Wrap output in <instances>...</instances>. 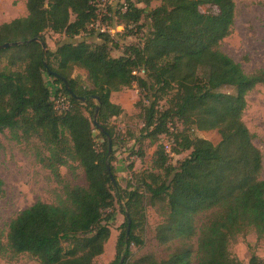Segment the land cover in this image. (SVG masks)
I'll use <instances>...</instances> for the list:
<instances>
[{
	"label": "trees",
	"instance_id": "16d2710c",
	"mask_svg": "<svg viewBox=\"0 0 264 264\" xmlns=\"http://www.w3.org/2000/svg\"><path fill=\"white\" fill-rule=\"evenodd\" d=\"M94 1L26 0L25 16L0 25V44L37 39L0 49V133L40 142L47 153L36 157L63 192L57 203L36 201L11 219L5 235L0 233V257L27 254L41 264H99L95 258L104 251L112 218L104 211L116 200L122 202L124 222L108 264H118L122 256V264H264L254 253L243 263L230 252L231 243L250 230L264 237L262 153L243 120L246 95L264 84V68L247 73L220 50L233 25L234 1L160 0L144 13L136 3L147 7L151 0H123L115 14L124 29H140L144 16L150 25L141 43L127 45L118 56L110 54L107 32L98 31L99 43L75 40L96 21ZM46 31L66 39L54 50L43 49ZM44 62L57 74L51 76L67 109L51 99ZM75 66L86 72L90 86L71 76ZM59 75L84 99L70 95ZM133 83L145 93L139 101L143 126L135 138L137 156H143L144 140L155 144L164 134L174 136L173 153L188 154L173 165L158 143L152 169L132 174L122 188L112 165L114 150L107 154L106 133L113 139L108 121L122 112L110 101L111 93ZM225 87L232 91L220 90ZM96 97V119L105 132L93 123ZM175 122L182 127L170 131ZM195 131L219 138L213 143ZM72 161L82 168L86 185L63 179L59 168ZM3 185L0 179V198ZM147 207L161 218L154 227L157 243L179 246L165 258L145 253L132 259L131 247L144 244L136 231L143 230Z\"/></svg>",
	"mask_w": 264,
	"mask_h": 264
},
{
	"label": "rangeland",
	"instance_id": "374dc122",
	"mask_svg": "<svg viewBox=\"0 0 264 264\" xmlns=\"http://www.w3.org/2000/svg\"><path fill=\"white\" fill-rule=\"evenodd\" d=\"M136 1V0H133ZM234 20L230 34L220 43V50L240 63L243 70L247 73L256 69L264 68V0H233ZM123 3V0H97V9L106 11V18L102 19L101 24L109 28L110 54L112 56L121 55L127 45L141 43L149 30L150 21L148 17H141L137 26H129L124 29L115 11ZM160 4V0H151L146 7L138 2V7L149 9ZM207 6L201 7L205 11ZM26 15V0H0V25L9 22L14 18ZM105 15L101 16L104 17ZM66 37L60 33L52 31L45 32V44L51 50ZM76 41L86 40L88 42L99 43L101 38L98 30L91 25L87 31L75 37ZM142 74L143 72H139ZM71 76L75 77L84 86H90L86 77V72L79 67H73ZM45 84L50 90L51 99L65 100L66 96L60 92V85L54 82V78L47 72H43ZM223 92L232 91L230 88H221ZM144 91L133 83L130 87H124L117 92H112L110 101L120 105L122 112L118 116H113L108 121V126L113 130L114 136L111 139V149L114 150L112 165L118 185L126 187L132 180V174L152 169V160L156 145L168 142L174 145L173 134L160 135L158 142L150 144L144 140L142 144L143 156H137L135 151L138 143L135 138L139 135L143 126L142 108L139 103ZM95 102V101H94ZM146 103V98L143 99ZM163 104V101L161 102ZM85 114L90 118L88 112ZM243 120L248 129L256 134L255 145L262 153V171L264 176V84L257 85L246 95V108L243 112ZM94 126V125H93ZM181 128L180 123L175 122L170 125V131L174 128ZM99 131L94 127L93 134L97 143L102 141L98 135ZM194 135L210 139L216 143L219 136L213 132L195 131ZM45 155L47 152L40 142L36 139L29 141H16L5 131L0 133V179L3 181L4 194L0 198V233L7 231L8 224L18 212L31 206L36 201L57 203L63 196L62 185L57 183L50 171L45 168L36 157V154ZM168 162L177 165L188 151L175 154L172 149L167 152ZM70 166H61L59 171L65 181L73 184L86 185V179L82 168L76 161L69 162ZM124 211L122 202L114 201L113 206L104 211L110 213L112 218L108 222L110 236L104 245V251L95 258L99 264H108L114 258L115 242L118 233L123 229ZM161 220L157 212L152 207L146 208V218L142 226V231H136L142 235L144 244L141 247L132 246V259L138 256L151 253L156 258L161 259L168 256L178 246V242H171L160 245L154 238V227ZM232 256L243 263H246L252 253L264 260V237L258 238L253 230H250L237 242L230 245ZM0 264H41L39 261L27 254H21L12 260L0 257Z\"/></svg>",
	"mask_w": 264,
	"mask_h": 264
},
{
	"label": "water",
	"instance_id": "95a60500",
	"mask_svg": "<svg viewBox=\"0 0 264 264\" xmlns=\"http://www.w3.org/2000/svg\"><path fill=\"white\" fill-rule=\"evenodd\" d=\"M37 39L36 38H32L30 40H25V41H12V42H4L2 44H0V49H4V48H7V47H10V46H16V45H19V44H22V43H27V42H30V41H36ZM41 46L43 49L46 48V44L44 41L41 42ZM44 66L46 67V71L47 73H49L50 75H54V76H57V74L53 71H51L47 66H46V63L44 62ZM59 77L63 80L64 82V85H65V88L67 89V91L69 92L70 95H74V97L76 99H79V100H83L84 98L83 97H80V96H76L73 91L69 88L68 86V83L66 81V79L62 76L59 75ZM96 101H97V105H96V108H95V112L93 114V123L94 125L100 129V131L102 132H105L103 127L101 125H99V123L97 122V113H98V109H99V103H100V98L99 97H96ZM106 136H107V154L109 155L110 152H111V137L108 133H106ZM106 168L107 170L109 171V165L108 163H106ZM129 226H130V221L128 220V223H127V229H126V234L129 233ZM122 260H123V256L121 257L120 261L118 264H122Z\"/></svg>",
	"mask_w": 264,
	"mask_h": 264
},
{
	"label": "built area",
	"instance_id": "2783aa9c",
	"mask_svg": "<svg viewBox=\"0 0 264 264\" xmlns=\"http://www.w3.org/2000/svg\"><path fill=\"white\" fill-rule=\"evenodd\" d=\"M96 1L97 0H95L93 2V4L96 6L95 13H96L97 18H96V21L91 24V27H94L99 32H109V28H106L104 25L101 24L102 19H105V17H106V15H105L106 11L98 10L97 5H96ZM103 15H105V16L101 17ZM140 72H143V71L141 70ZM54 103H55V106L57 108H60V109H67L69 107V103H68L67 98L65 100H62V101H59L58 99L56 100V98H55ZM163 147H164V150L166 153L171 150V144H169L168 142H164Z\"/></svg>",
	"mask_w": 264,
	"mask_h": 264
}]
</instances>
